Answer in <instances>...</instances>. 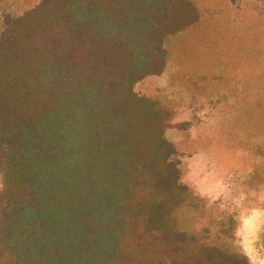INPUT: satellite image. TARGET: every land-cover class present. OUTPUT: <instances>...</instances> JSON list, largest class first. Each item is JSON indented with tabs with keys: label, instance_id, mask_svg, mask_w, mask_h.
Masks as SVG:
<instances>
[{
	"label": "trees",
	"instance_id": "trees-1",
	"mask_svg": "<svg viewBox=\"0 0 264 264\" xmlns=\"http://www.w3.org/2000/svg\"><path fill=\"white\" fill-rule=\"evenodd\" d=\"M193 17L184 0L20 13L0 0V264H250L231 248L232 220L177 227L187 190L171 116L134 91Z\"/></svg>",
	"mask_w": 264,
	"mask_h": 264
},
{
	"label": "rangeland",
	"instance_id": "rangeland-1",
	"mask_svg": "<svg viewBox=\"0 0 264 264\" xmlns=\"http://www.w3.org/2000/svg\"><path fill=\"white\" fill-rule=\"evenodd\" d=\"M6 1L20 13L39 0ZM184 1L197 17L134 91L171 116L164 136L187 190L177 227L220 233L230 219L232 250L264 264V0Z\"/></svg>",
	"mask_w": 264,
	"mask_h": 264
}]
</instances>
